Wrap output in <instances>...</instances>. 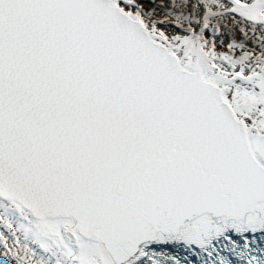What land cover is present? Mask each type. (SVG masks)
Masks as SVG:
<instances>
[{"label":"snow or ice","instance_id":"6c2138e0","mask_svg":"<svg viewBox=\"0 0 264 264\" xmlns=\"http://www.w3.org/2000/svg\"><path fill=\"white\" fill-rule=\"evenodd\" d=\"M0 264H264V0H0Z\"/></svg>","mask_w":264,"mask_h":264},{"label":"water","instance_id":"95a60500","mask_svg":"<svg viewBox=\"0 0 264 264\" xmlns=\"http://www.w3.org/2000/svg\"><path fill=\"white\" fill-rule=\"evenodd\" d=\"M170 250L174 251L175 254L179 255V256L182 257V258L187 256L189 260L192 259V257L189 256L188 253L184 252V251H183L182 249H180V248L170 249Z\"/></svg>","mask_w":264,"mask_h":264}]
</instances>
